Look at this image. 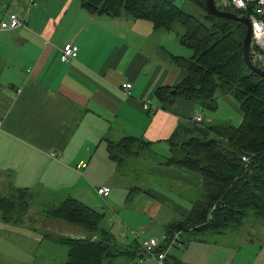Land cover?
<instances>
[{
    "label": "crops",
    "instance_id": "obj_1",
    "mask_svg": "<svg viewBox=\"0 0 264 264\" xmlns=\"http://www.w3.org/2000/svg\"><path fill=\"white\" fill-rule=\"evenodd\" d=\"M4 4L17 10L25 23L15 29H0V193L26 188L31 192L29 198L43 205L42 211L67 197H76L106 215L101 204L88 201L99 203L94 187L108 185L109 195L97 193L105 203L110 196L114 208L118 203L116 215L110 214L109 224L105 222L117 247L124 252L140 250L130 260L132 264H157L154 258H146L132 233L141 229L145 237L168 236L170 224L184 220L196 201L189 211L186 209L184 218L169 220L160 229L154 227V214L147 208L153 198H161L157 188L130 185L127 190L132 189L139 202L126 206L129 194L124 196L121 186L115 189L96 182L117 180L120 174L114 162H122L123 158L111 156L110 142L134 136L163 159L164 145L169 149L167 139L173 132L195 124L193 115L200 110L197 101L178 96L174 102H160L156 96L159 87L175 86L187 76V69L168 55L189 56L187 50L181 48L180 40L178 49L163 42L164 34L159 33L164 31L157 32L163 27H156L149 19L91 13L82 1L0 0V6ZM4 16L6 12L0 11V19ZM152 33L161 39H147ZM150 41L165 53L157 57L144 52ZM68 42H73L76 50L63 60L61 49ZM124 81H131V87L123 89ZM146 101L150 103L148 108L144 106ZM217 101L218 116L237 115L242 120L243 111L227 94H219ZM214 114L207 113L206 117L213 120ZM162 159L151 163V168L183 178L192 186L204 182L200 172ZM33 202L31 215L44 216ZM48 221L72 226L61 219ZM34 222L8 221L0 210V226L12 233L14 242L11 254L0 249V264H33L30 262L39 255L42 264H62L67 259L68 249L57 236L80 235L81 230L78 234L70 230L57 232L54 227L48 231L55 235H49L41 233V227H34ZM250 227L255 237L263 240H259L262 250L264 220L255 218ZM35 230L38 233L32 232ZM207 233H188L187 241H201ZM170 252L165 264H182L183 259Z\"/></svg>",
    "mask_w": 264,
    "mask_h": 264
},
{
    "label": "trees",
    "instance_id": "obj_2",
    "mask_svg": "<svg viewBox=\"0 0 264 264\" xmlns=\"http://www.w3.org/2000/svg\"><path fill=\"white\" fill-rule=\"evenodd\" d=\"M81 1L91 13L113 17L125 14L149 19L156 27L176 31L182 28L178 31L179 39L192 49V54L168 55L188 73L175 86L157 89L160 102H174L181 96L197 101L211 114L218 107L219 94L224 93L232 96L243 111L240 123L194 121L192 126L177 128L167 139L170 153L165 162L200 172L206 188L188 216L170 224L167 237L179 230L181 234L196 230L222 232L230 225L241 223L250 213L264 220V74L245 60L247 25L207 10L206 0H194L202 8L200 14L184 10L175 0ZM219 8L249 15L248 11L234 7ZM251 50L252 47L253 60ZM173 88L176 93L172 92ZM137 142L146 146L134 136H123L118 142L109 143L110 154L116 159L122 158L119 154L128 156ZM30 193L26 188L0 193L3 218L33 221ZM45 213L81 229L80 235L57 236L68 246L67 259L62 264H132L130 260L140 252H124L117 247L113 233L105 224V213L76 197H67L60 204L48 207Z\"/></svg>",
    "mask_w": 264,
    "mask_h": 264
},
{
    "label": "rangeland",
    "instance_id": "obj_3",
    "mask_svg": "<svg viewBox=\"0 0 264 264\" xmlns=\"http://www.w3.org/2000/svg\"><path fill=\"white\" fill-rule=\"evenodd\" d=\"M74 2H81V0H73ZM176 3L181 6L184 10L198 13L202 11V8L194 1V0H175ZM217 4H220L222 0H215ZM77 4V3H74ZM79 4V3H78ZM47 8L48 5L46 6ZM201 10V11H200ZM200 14V13H199ZM133 18V17H132ZM148 24H152L148 22ZM151 26V25H150ZM159 33V35L164 34L163 42H166L171 48L178 49L177 44H179V34L178 31H182V28L180 30H170L166 28H161L157 32H163ZM155 33L151 34V37H148L147 39H161L159 37L155 36ZM158 36V35H157ZM176 40V41H173ZM150 41V43L143 48L144 52H150L154 56L156 55L159 57L160 55H163L165 52L157 45L154 44V42ZM143 45V44H141ZM182 46L183 50H187L188 55L192 54V49L186 45H180ZM233 101L234 98L227 94ZM236 102V101H235ZM237 103V102H236ZM199 111L203 114V121H211L212 123H240V117L229 115L227 114H220L218 116L217 109H215V114L213 116V120H209L206 117L208 112V109H205L202 106H199ZM212 112V113H213ZM211 113V114H212ZM197 122V121H196ZM201 123V122H197ZM179 128V127H178ZM167 144L164 145V150L162 153H166L168 155L170 153V150L167 149ZM132 150L136 151V154H130L129 156H123V154H119L123 158V161L121 160L114 162L116 170L120 172L119 175L116 176L117 180H111V181H101L96 182L97 184H103V182L110 184L113 188H117L118 186H121L122 189H124V196L128 193L129 194V200L126 202V206L128 205H134L138 204L139 200L136 199V196H134V193L132 194L131 190H127V188L130 185H139L142 188L146 187H155L157 188L161 193V198H153V201L151 204L147 205V208L151 213L154 214L155 217V225L154 227H159L160 229H164V225L169 220L174 219H181L184 218L186 215V209L189 211L191 207L193 206L194 202L198 199L202 198L205 194V184L204 182L201 183L199 186L190 185L186 180H183V178L180 177H174L172 174L168 173H161L159 171H156L151 168L153 162L160 161L162 159V156L160 153H153L151 148L144 146L141 143H136L131 148ZM166 155H163V161L166 160ZM152 163V164H151ZM168 174V175H166ZM111 188V187H110ZM98 188L94 187V196L98 199L99 203L95 202L96 200H93L94 202H89V204L100 206L101 208H104L106 211L105 215V221L108 222V216L110 214H114V211L118 208L117 206L114 208L113 205L110 203V196L107 197L106 203L102 201L103 199L99 198L98 195ZM118 189V188H117ZM98 192V193H97ZM117 196L119 197V194L117 191ZM135 192V191H134ZM137 194V192H136ZM100 196H102L100 194ZM164 196H166L168 199H165ZM103 197V196H102ZM31 198V197H30ZM86 199V198H85ZM33 198L30 199V202L32 203ZM39 201V199H36ZM124 201V198H123ZM102 202V203H101ZM34 203V202H33ZM141 204L145 206L144 201H141ZM34 206L40 210V212L45 213L47 211H42L43 205L40 203L38 205L37 203H34ZM48 207V206H45ZM39 212V211H38ZM40 215V214H39ZM38 214H35L32 216L33 221L37 222L34 225V227H41L39 228V231L42 233L43 231L49 235L54 234L55 232L48 231L49 228L55 229L58 231L62 230V232H65L66 230L72 231V233H79L80 227L76 224L69 223L72 226L68 225L65 226L63 223L56 224L53 222H49L48 220L52 217L50 216H41L45 218H41ZM49 218V219H47ZM256 216L254 213H250L248 216L245 217L244 220H242L241 223L233 224L228 227H226L222 232H210L205 234L206 239H201V241H187V235L188 232H183L182 236L184 238L183 242L179 246H174L171 249L170 255H174L177 257H180L183 259L182 264H264V248L261 250L259 244V240H262L261 238H256L254 230L252 227H250V222H253L255 220ZM47 219V220H46ZM64 222V221H62ZM66 223V222H65ZM74 226V227H73ZM37 229V228H35ZM141 232V229H139ZM38 233V231H32ZM77 233V234H78ZM142 234V232H141ZM65 235V234H62ZM144 235V233H143ZM134 236V235H133ZM250 238H254V242H250ZM187 241V242H186ZM263 241V240H262ZM187 243V244H186ZM13 240H12V233L4 229L3 226H0V249L9 250L10 254L12 252L13 247ZM41 245L40 247H42ZM63 248L68 249V246L63 243ZM66 257V254L65 256ZM40 255L38 256L37 260H34L30 263L33 264H42L39 261ZM65 259V258H64ZM64 261V260H63Z\"/></svg>",
    "mask_w": 264,
    "mask_h": 264
},
{
    "label": "built area",
    "instance_id": "obj_4",
    "mask_svg": "<svg viewBox=\"0 0 264 264\" xmlns=\"http://www.w3.org/2000/svg\"><path fill=\"white\" fill-rule=\"evenodd\" d=\"M217 6H229L249 12L248 17L252 26L251 53L255 62L264 65V0H222ZM0 11L6 12V16L0 19V29H15L25 23L24 17L17 10L9 9L8 4L1 5ZM75 50L76 47L73 42L65 43L61 49V58L68 60L73 56ZM131 84V81H124L121 87L128 89L131 87ZM144 106L145 108L150 107L149 101H146ZM203 117V114L197 111L193 115V121L201 122ZM243 158L248 160L249 156H244ZM97 190L99 194L106 197L109 195L111 188L108 185H103L99 186ZM132 234L142 246L146 258H154L157 264H165L169 250L181 243L183 238L180 230L176 231L170 238L155 235L145 237L142 236L140 231L133 232ZM163 245L165 246L164 249H159Z\"/></svg>",
    "mask_w": 264,
    "mask_h": 264
},
{
    "label": "water",
    "instance_id": "obj_5",
    "mask_svg": "<svg viewBox=\"0 0 264 264\" xmlns=\"http://www.w3.org/2000/svg\"><path fill=\"white\" fill-rule=\"evenodd\" d=\"M205 4H206L207 10H209L215 14H221V15H225V16H229V17L238 19L240 21H243L247 25V31H246V35L244 38V53H245L244 57H245V60L253 69L264 74V67L257 65L252 60V58L250 57V43H251V39H252V26H251V21H250L249 17L246 15H241V14L234 12V11H231V10L219 8L217 6L215 0H206ZM172 92L176 93V89L173 88Z\"/></svg>",
    "mask_w": 264,
    "mask_h": 264
}]
</instances>
